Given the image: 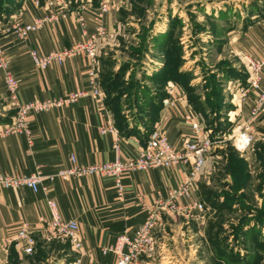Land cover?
Returning a JSON list of instances; mask_svg holds the SVG:
<instances>
[{"label": "crops", "instance_id": "obj_1", "mask_svg": "<svg viewBox=\"0 0 264 264\" xmlns=\"http://www.w3.org/2000/svg\"><path fill=\"white\" fill-rule=\"evenodd\" d=\"M16 2L19 3L17 8L0 18V46L4 60L18 82V101L64 98L71 92L88 88L87 57L67 58L61 65L50 64L44 69H39L32 62L29 51L31 48L40 53L62 50L91 34L98 25H102L113 36L116 28V8L121 0ZM101 2L108 3L110 9L99 22L95 15ZM60 4L64 5L66 16H58L55 20L45 22L39 29L31 32L26 40L20 39L12 29L14 23H28L35 16H44L50 11H56L61 8ZM79 18L83 24L79 22ZM225 33L227 39L223 47L228 49L229 56L236 59L226 66L234 70L239 67V70L236 75H227L221 70L215 77L227 79L225 81L242 78L245 75L243 64L239 66L242 63L239 53L244 52L255 58L264 56V19L253 21L246 28L229 29ZM108 39L110 38H101L98 54ZM164 44L165 41L159 50L166 56ZM179 57H182L180 53ZM195 59L196 54H193L190 60ZM167 62L165 59L161 65L157 60V77L163 84L162 88L156 90L157 100L152 98V103L147 104L146 119L136 115L128 116L126 124L124 120L117 121L113 105L107 100L101 86L99 66L98 80L102 98L82 96L61 107L31 113L27 118L29 135L15 131L4 133L5 127L11 122L14 105L9 101V92L3 83V72L0 70V172L28 175L39 171L43 176L38 192L24 186L0 188V264H7L11 256L18 260L27 256L18 252L13 241L9 240H12L15 227L22 222L37 230L40 226L39 216L48 214L45 203L47 198L57 202L62 218L77 222L81 240V249H73L69 244L67 254L55 264H70L78 258L82 262L92 264L111 262L112 254H103L101 248L114 242L115 236L121 232L133 231L145 218L146 206L164 199L172 185L186 179L187 165L125 172L121 177L123 196L119 198L111 177H101L95 173L67 178L56 175L58 170L69 165L70 154L76 156L78 165L113 160L116 155L114 144L119 145L118 154L121 157L136 155L147 140L148 131L145 128L148 126H158L175 146L190 133L186 115L203 121L208 127L212 126L209 121L216 109L213 110L211 105L205 102L208 94L196 90L199 87H194L199 86V82H196L199 78L197 68H191L195 76L190 75L186 81L187 86L191 88L188 91L180 80L166 76L164 71L168 66ZM186 63L187 59L184 64L180 62L179 72ZM219 74L222 75L218 76ZM145 81L147 83L149 80ZM224 84L225 82L220 86ZM224 92L228 95L227 91ZM255 96V92H250L241 105L234 101L231 103V96H226L228 106L230 105L225 111L228 120L244 124L249 119V107ZM164 99L170 103L164 105L161 102ZM213 121L211 124L216 123V120ZM108 123L112 124L113 129L102 133L100 129ZM231 127L234 128L233 124ZM251 135L256 140L255 143L264 144V109L257 119L256 127L251 128ZM214 156L212 153L208 155L207 167L203 174H207L211 169L210 160ZM200 180L201 176L191 185V199L201 200ZM203 220V215L192 213L163 214L161 226L155 235L157 255L166 257L172 254L173 250L180 253L178 251L184 242L180 237L183 227L189 230L191 226L195 233L193 234L198 235ZM34 236L35 249L39 242L45 240L37 231ZM170 245L173 252L170 251ZM148 264H156V259Z\"/></svg>", "mask_w": 264, "mask_h": 264}, {"label": "rangeland", "instance_id": "obj_2", "mask_svg": "<svg viewBox=\"0 0 264 264\" xmlns=\"http://www.w3.org/2000/svg\"><path fill=\"white\" fill-rule=\"evenodd\" d=\"M261 19L264 0H121L116 8V28L100 48L98 60L101 86L117 119L147 118V104L157 100L156 90L163 84L157 60L162 65L171 58L175 42L182 56L177 61L184 64L187 59L182 72L194 77L191 68H197L196 90L215 94L214 100L218 91L222 95L219 107L213 99L210 104L216 113L209 128L218 142L209 152L215 154L211 169L199 182L204 206L200 234L183 227L180 253L170 245L174 252L156 255V264H264V144L253 139L243 153L235 147L231 125L237 123L225 115L231 95L220 86L227 79L213 77L221 66L236 61L223 47L225 32ZM163 41L166 56L159 50ZM68 250L66 240L41 241L30 255L22 260L11 256L7 264H55Z\"/></svg>", "mask_w": 264, "mask_h": 264}, {"label": "built area", "instance_id": "obj_3", "mask_svg": "<svg viewBox=\"0 0 264 264\" xmlns=\"http://www.w3.org/2000/svg\"><path fill=\"white\" fill-rule=\"evenodd\" d=\"M61 5V4H60ZM56 11H50L44 16H35L28 23H14L12 29L15 34L23 40L29 34L39 29L45 22L57 19L58 16L65 17L64 5ZM110 9V5L101 2L96 13L99 22ZM79 22L83 24L81 18ZM102 25H98L91 34L85 35L82 40L75 41L62 50H53L45 53L38 52L35 48L29 51L34 65L44 69L50 64L61 65L67 58L85 56L88 58L86 72L88 77V88L69 93L64 98L46 99L36 101L19 102L17 98L18 82L8 64L3 58V50L0 46V70L3 72V83L9 92V101L14 105V113L11 122L4 129V133L15 131L29 135L28 116L33 112H39L54 107H61L82 96H93L102 98V90L98 80L99 60L98 47L101 38H111ZM242 58L244 77L228 80L224 88L231 95L233 101L241 105L245 102L250 92L256 96L249 107V119L243 124L237 122L232 132V143L241 152H247L253 140L251 128H255L257 119L264 109V56L255 58L244 52L239 53ZM164 105L170 103L167 99ZM185 120L190 126V133L175 146L158 126L151 129L145 144L139 149L136 155L121 157L119 145L114 144L116 150L115 158L111 161H101L95 164H77L76 156L70 154L69 165L61 168L57 176L67 178L75 175H86L95 173L101 177H111L117 196H123L121 177L125 172L140 171L148 168H169L173 165H187L188 173L186 179L172 185L164 199L146 206L147 214L140 224L131 232L123 231L115 236L114 242L101 248L103 254H112L111 262L105 264H148L157 255L156 231L161 226L162 215L165 213L197 214L203 215L204 206L198 199H191L190 188L205 171L208 155L218 140L213 138L211 129L206 124L195 118L186 115ZM112 124L104 125L102 133L112 130ZM42 174L35 171L31 174L10 175L0 172V188L24 186L38 192L42 182ZM46 206L48 214L39 216L40 226L36 229L29 228L26 223L18 224L12 235L16 250L22 254L29 255L34 251L35 232L45 241L66 240L73 249H81L79 227L75 220L64 219L58 212V204L54 199L47 198ZM70 264H92L82 262L80 258L73 260Z\"/></svg>", "mask_w": 264, "mask_h": 264}, {"label": "trees", "instance_id": "obj_4", "mask_svg": "<svg viewBox=\"0 0 264 264\" xmlns=\"http://www.w3.org/2000/svg\"><path fill=\"white\" fill-rule=\"evenodd\" d=\"M18 4L19 3H17L16 0H0V17L2 18V15L6 16V15L9 14V12H12L13 10H15L17 8ZM175 44H176L175 48H173V50L171 49L172 52H170L171 53V58L175 57L174 58L175 60H171V58L168 59L169 68L167 69L166 72L165 71L164 72H165L166 76H169V77H172L174 79L180 80L185 85V87L188 89V91H190L191 88L189 86H187V84H186V81L189 78L188 77L189 75L186 74L185 72H182V71L179 72V70H178V66L180 64L178 62H180V60L177 61V59H179L180 57H179V54L177 53V49H178L179 53H180L181 50H180V47L177 45L176 42H175ZM226 65L221 66L220 70L224 71L227 75L228 74L229 75H236L237 74V72L232 67H227ZM213 77H215V75H213ZM209 95L210 94H208V97H207V100H208L209 104H211L212 99H213L214 102L215 101L216 102H218V101L220 102L221 96H219V91L217 93V99L216 100H214L215 94L211 95V96H209ZM109 102H111V101H109ZM219 102H218V104L216 106L220 105ZM215 109H216V107H215ZM119 120L120 121L124 120L125 124H126V118H124L123 120L118 118L117 121H119ZM145 129L148 131V134H147V136H148L150 131H151V129H152V127L148 126Z\"/></svg>", "mask_w": 264, "mask_h": 264}]
</instances>
